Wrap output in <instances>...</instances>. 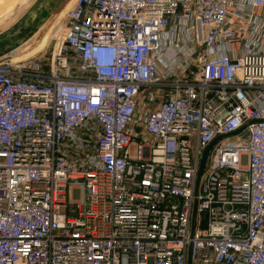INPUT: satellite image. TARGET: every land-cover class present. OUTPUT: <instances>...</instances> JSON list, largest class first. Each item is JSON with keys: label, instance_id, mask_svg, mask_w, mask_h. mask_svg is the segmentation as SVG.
Segmentation results:
<instances>
[{"label": "built area", "instance_id": "2783aa9c", "mask_svg": "<svg viewBox=\"0 0 264 264\" xmlns=\"http://www.w3.org/2000/svg\"><path fill=\"white\" fill-rule=\"evenodd\" d=\"M56 18L0 66V264H264V0Z\"/></svg>", "mask_w": 264, "mask_h": 264}, {"label": "water", "instance_id": "95a60500", "mask_svg": "<svg viewBox=\"0 0 264 264\" xmlns=\"http://www.w3.org/2000/svg\"><path fill=\"white\" fill-rule=\"evenodd\" d=\"M66 0H36L26 13L12 27L0 34V58L16 51L22 44L33 38L45 22ZM240 132L234 134L237 135ZM213 144L202 157L199 177L202 175Z\"/></svg>", "mask_w": 264, "mask_h": 264}, {"label": "rangeland", "instance_id": "374dc122", "mask_svg": "<svg viewBox=\"0 0 264 264\" xmlns=\"http://www.w3.org/2000/svg\"><path fill=\"white\" fill-rule=\"evenodd\" d=\"M12 1H9L11 4ZM36 0H24L23 2L16 4L15 7L11 10L12 7H8L7 10H0V15H5L4 18L1 20L0 23V34L4 31H6L8 28L12 27L22 16L26 13V11L30 8V6L35 2ZM69 0L65 1L68 3ZM64 3L53 15L50 16V18L45 22V24L40 28L38 31V34L35 35L33 38H31L29 41L26 43L22 44L16 51L13 53L6 55L5 57L0 58V64L4 63L2 66H8L10 64H14L15 62L19 60H24L27 59L28 57L35 56L38 52H35L31 54V51L37 46L39 41H41L45 36H47L49 41V30L53 23L57 19L56 17L58 16V13L65 7ZM48 34V35H47ZM48 44V43H47ZM46 46V44H45ZM43 46V48L45 47ZM42 48V49H43ZM41 49V50H42ZM248 139V134L247 132H243L239 135L233 136L231 138H228L224 140L225 143L227 142H232L236 143L240 140H247ZM201 221L197 222L198 227H202L204 224H206V215H202ZM204 223V224H203Z\"/></svg>", "mask_w": 264, "mask_h": 264}, {"label": "bare ground", "instance_id": "6f19581e", "mask_svg": "<svg viewBox=\"0 0 264 264\" xmlns=\"http://www.w3.org/2000/svg\"><path fill=\"white\" fill-rule=\"evenodd\" d=\"M73 3H74V0H70L69 2H68V4L65 6V8L63 9V11L61 12V17H63V15L72 7V5H73ZM38 34V33H37ZM36 34V35H37ZM48 35V34H47ZM48 40V38H47V36H45L41 41H39V43L37 44V46L33 49V51H31V54H33V53H35V52H39L42 48H43V46H45V44H47V41ZM46 47V46H45ZM44 47V48H45ZM43 48V49H44ZM42 49V50H43ZM4 63H1L0 64V66L1 67H3L2 65H3Z\"/></svg>", "mask_w": 264, "mask_h": 264}, {"label": "crops", "instance_id": "0c3cea01", "mask_svg": "<svg viewBox=\"0 0 264 264\" xmlns=\"http://www.w3.org/2000/svg\"><path fill=\"white\" fill-rule=\"evenodd\" d=\"M9 1L11 0H0V10L3 9V10H7L8 7H12L11 10L15 7L16 4H19L21 2H23L24 0H14L12 1V3L10 4ZM70 1V0H69ZM68 1V2H69ZM68 3L65 4V6L67 5ZM65 8V7H64ZM63 8V9H64ZM63 9L60 11V13L63 11ZM5 15H0V23H1V20L4 18Z\"/></svg>", "mask_w": 264, "mask_h": 264}]
</instances>
